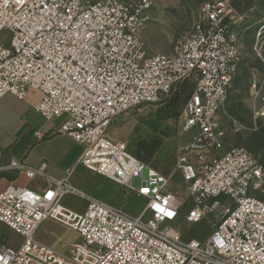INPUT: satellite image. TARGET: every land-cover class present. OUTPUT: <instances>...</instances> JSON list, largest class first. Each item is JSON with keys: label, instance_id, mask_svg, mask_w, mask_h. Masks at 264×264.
<instances>
[{"label": "built area", "instance_id": "obj_1", "mask_svg": "<svg viewBox=\"0 0 264 264\" xmlns=\"http://www.w3.org/2000/svg\"><path fill=\"white\" fill-rule=\"evenodd\" d=\"M150 8L149 0H0V33L10 35L0 41V100L38 93L33 108L46 121L67 117L58 133L80 145L76 166L145 200L133 216L75 188L73 169L57 180L44 165L10 157L0 173L17 171L46 187L0 191V224L19 239H0V264H264V168L244 148L226 147L222 123L243 64L240 15L226 0L205 2L191 33L151 55L141 38ZM255 52L264 66V39ZM263 84L249 73L255 120L264 118ZM188 85L175 115V170L191 202L184 221H210L204 241H184L165 225L177 220L183 201L154 169L143 179V162L108 135L113 119ZM66 196L84 200L85 210L65 207ZM48 219L80 242L60 253L35 241Z\"/></svg>", "mask_w": 264, "mask_h": 264}, {"label": "rangeland", "instance_id": "obj_2", "mask_svg": "<svg viewBox=\"0 0 264 264\" xmlns=\"http://www.w3.org/2000/svg\"><path fill=\"white\" fill-rule=\"evenodd\" d=\"M151 8L147 12V20L141 30V38L149 54L168 53L172 46L186 35L191 33L197 25L199 19L200 6L208 1L214 0H149ZM240 15L238 28L240 32L239 52L243 64L241 65L237 77L234 81L230 95L225 107V115H222L223 128L225 130V145L227 148L242 147L253 155V157L264 168V118L255 120L252 113L253 100L249 94V73L257 71L264 79L263 62L257 57L255 49L257 43L264 39V0H226ZM240 9V11L237 10ZM7 31L0 33V41L9 39ZM254 69V70H253ZM192 85L180 88L173 92L167 99L152 106L143 107V109L129 111L111 121L108 127V135L115 137L126 123V120L135 117L143 110L150 111L151 107L158 108L163 112L169 113L175 125V115L180 109L183 98L189 95ZM261 95L264 96V84L261 88ZM39 119L44 120L39 116ZM124 119H126L124 121ZM165 127V126H164ZM169 127V126H167ZM176 127V126H175ZM43 132V130H41ZM42 134V133H41ZM52 134V133H51ZM44 137L49 136L43 133ZM129 153L131 147H127ZM132 154V153H131ZM169 152L163 150L161 155H156L154 160L163 162L168 166L171 162ZM81 167V166H80ZM82 168V167H81ZM147 168L143 170L142 177H147ZM175 168V167H174ZM84 169V168H83ZM92 173V172H91ZM72 173L70 183L76 179L78 182L75 188L79 189L86 195L107 202L130 215L137 216L145 205V200L137 198L133 194H126L123 187L107 180L103 177L86 175L83 177L79 174ZM73 176V177H72ZM140 185V179L134 181L137 188ZM167 190L175 195L178 200L183 201L180 215L174 222L165 224L166 226L179 231L183 235L184 241L196 240L204 241L211 233L209 219H204L196 224H188L184 221V216L191 207V202L185 198V188L175 174L169 181ZM67 197V198H66ZM66 202H62L70 209L82 213L86 208V202L82 199L66 196ZM47 230L54 231L64 242V245L52 243L46 235ZM0 239H7L9 243L16 244L19 241L17 237L0 224ZM35 241L42 244L51 245L55 249L63 251L65 244H77L80 242L78 236L71 230L53 220H45L35 236Z\"/></svg>", "mask_w": 264, "mask_h": 264}, {"label": "crops", "instance_id": "obj_3", "mask_svg": "<svg viewBox=\"0 0 264 264\" xmlns=\"http://www.w3.org/2000/svg\"><path fill=\"white\" fill-rule=\"evenodd\" d=\"M38 97V93L30 92L25 100L17 99L11 94L5 95L0 100V166H4L10 157H15L29 168L36 169L44 165L45 174L57 180L63 179L68 169H73L74 174L77 173L83 177L86 175L99 176L76 166L81 154L80 145L66 135L58 133L67 117L58 118L53 122L46 121L33 108ZM146 113L142 117L140 115L143 114L142 110L139 114L134 113L135 117L130 118L131 120L124 119L126 123L123 128L112 138L125 142L128 148L130 146L132 149V154H130L140 159L145 168L154 169L169 181L175 174H178L181 183H183L180 173L174 168L178 140L175 135L176 127L173 124V118L169 117V113L155 107H151V110ZM39 116L44 120L43 122ZM43 133L49 136L44 137ZM163 150L168 151V155L171 157L168 166H165L161 161L154 160V157L161 155ZM77 182L76 179L72 181L75 187ZM8 187L41 191L46 185L40 180H29L17 171H3L0 173V191H4ZM66 198L63 199V203L66 202ZM63 205L69 208L65 204ZM43 224L44 222L38 228L35 236L38 235ZM46 235L52 245L55 243L64 245L62 239L54 231L47 230ZM42 245L60 253H67L72 244H65L66 247L63 251L55 249L51 245Z\"/></svg>", "mask_w": 264, "mask_h": 264}, {"label": "trees", "instance_id": "obj_4", "mask_svg": "<svg viewBox=\"0 0 264 264\" xmlns=\"http://www.w3.org/2000/svg\"><path fill=\"white\" fill-rule=\"evenodd\" d=\"M237 10H238V11H240V9H239V8H237Z\"/></svg>", "mask_w": 264, "mask_h": 264}]
</instances>
